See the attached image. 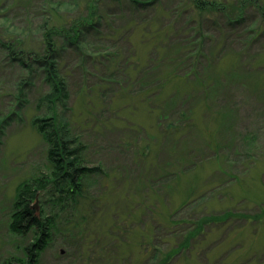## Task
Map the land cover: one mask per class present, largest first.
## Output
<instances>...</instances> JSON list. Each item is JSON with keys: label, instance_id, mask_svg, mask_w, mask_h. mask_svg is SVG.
<instances>
[{"label": "rangeland", "instance_id": "rangeland-1", "mask_svg": "<svg viewBox=\"0 0 264 264\" xmlns=\"http://www.w3.org/2000/svg\"><path fill=\"white\" fill-rule=\"evenodd\" d=\"M176 1L164 0V4L172 7ZM152 11L149 7L139 12L125 4L113 18L117 25L129 20L139 25V13ZM24 12L14 11L23 26ZM160 21L162 17L158 25ZM210 27L211 40L198 38L191 47L195 55L204 49L209 60L199 56L202 62L190 77L172 76L184 74L176 71L175 59L180 55L175 48L170 54L155 52L156 64H149L153 71L145 70L152 44L145 43V34L137 31L112 40H123L118 63L126 65L130 50L135 62L126 72L122 67L114 81L100 80L98 71L111 69L106 58L101 64L90 58L88 49L63 50L59 62L70 93L56 102L51 116L57 115L61 124L69 120L74 134L88 145V165L100 167L101 172L92 174L87 205L76 213L77 228H87L88 238L76 235L69 243L62 234L55 236L39 264H108L107 254H112L115 241L123 261L112 264H127L123 259L127 251L140 259L142 241L151 242L158 253L140 264L161 263V254L162 264H264V41L250 50L238 42L236 33L242 31L233 30L235 37H226L230 30L224 28L220 35L219 26ZM37 30L24 38L42 53ZM192 31L195 35L197 30ZM244 33L248 44L252 35ZM94 45L103 46L102 42ZM1 54L0 264H5L10 256L23 258L22 247L40 236L21 237L9 230L23 183L33 180L30 185H41L44 172L57 170L49 158L52 127L38 123L50 113L47 105L39 103L51 88L42 79L43 70L38 68L40 73L33 76L17 64L4 62ZM26 75L32 83L25 82L18 90L17 78ZM63 188L73 191L75 187L67 182ZM47 197L32 201L37 215L40 210L52 214ZM75 197L79 202L84 199ZM132 208L130 220L135 222L128 225ZM186 220L189 224H178ZM192 222L197 225L191 226ZM183 232L193 235L191 242H181ZM170 251L175 255L168 256Z\"/></svg>", "mask_w": 264, "mask_h": 264}, {"label": "trees", "instance_id": "trees-1", "mask_svg": "<svg viewBox=\"0 0 264 264\" xmlns=\"http://www.w3.org/2000/svg\"><path fill=\"white\" fill-rule=\"evenodd\" d=\"M114 3H116L115 6H113ZM36 4L35 0H0V52L2 53L1 56H4V62L17 64L23 70H28L33 76H37L35 74L40 73L39 70H43L42 79L51 88L49 92L40 97L39 103L47 105L50 113H47L46 116L48 117L44 118V121H38V123L41 122L40 125L42 126L49 124L52 127L50 143L53 145L49 151V158L54 160L57 172L56 174L50 171V173L44 172L45 179L41 185L35 182L30 185L33 180L23 183L11 215L9 230L21 237L30 236L32 233L34 235L40 234V236L34 243L30 242L22 247L23 258L10 256L4 260L5 264H39L41 253L51 244L50 242L54 240L55 236L62 234L71 243L77 236L80 239H87L91 233H87L89 230L85 227L77 228L79 221L76 218V213L81 211V206L87 205L89 197L86 195V191L90 186V178L92 174L100 173L101 169L97 166L90 167L88 165L87 143L81 135L74 134L69 120L61 124L57 115L51 116V112L56 107V102L68 98L70 93L68 78L63 73L59 62L63 50H66L68 46L76 52L80 50L88 52L90 50L92 52L89 53L90 58L93 57L94 61L97 59L101 64L105 62L102 59L106 58L108 67L111 69L98 71L101 74L100 80L114 81L112 78L116 79V73L122 71V67L125 68L124 72H126L135 62H133L134 58L130 50L126 56V65L122 66V62L118 63L119 58L123 57V50L119 47L123 40L114 43L112 40L117 37L121 38L123 35L133 36L135 31L145 34L146 37L143 35L146 39L144 42L152 44L150 60L147 61L148 66L150 63L156 64V59L153 57L155 52L165 50L170 54V51L175 48V53L180 55L175 59L176 71L182 70L184 74H172L174 78H178V76L190 77L191 72L194 74L202 62L198 59L199 56L205 62L209 60V55L205 54L204 49V51L198 50L195 55V50H192L191 47L195 45L194 41L198 38L204 37L211 40L210 36L207 37L211 31L210 26H219V29H222L217 30L220 35L224 28L230 30L226 37H235L233 35L235 30L236 32L242 31V33H236V37L241 38L238 42H242L244 47L246 46L250 50L256 47L259 42L264 41V0H177L172 7H166L164 0H39ZM125 4L130 9L139 12L149 7L153 11L149 14L139 13L141 20L139 25H135L132 20H129L125 25H117L113 17L122 11ZM181 5L183 7H180ZM19 8L25 11L24 23L26 25L24 26L17 21V17L14 15V11ZM72 8V12L75 11L73 14L71 13ZM32 12H35V15L31 17L30 13ZM64 14H69V16L65 17ZM70 14L73 17H70ZM213 14H216L217 17H212ZM161 17L163 21H160L161 24L158 25ZM111 18H113L112 22L110 21ZM32 29H38L37 32L41 35L42 53L31 48L30 41L24 38L27 34H31ZM192 30H197L195 35H193ZM245 30L246 36L252 35L251 42L248 44L244 41L247 40L244 36ZM192 35L194 38L191 37ZM93 40H98V42ZM100 42L103 46L96 48L97 46L95 47L94 44ZM131 44L134 45L133 48L131 45V48L136 50L134 42ZM118 47L119 49H117ZM182 52L183 55L181 56ZM136 66L141 67V69L144 68L141 63H137ZM187 67L189 68L187 69ZM117 68H121V70ZM149 68L151 72L154 69L150 65L145 70ZM184 69L186 70L184 71ZM156 77L158 80L162 78ZM157 79H153V82L156 83ZM31 81L32 79L28 75L18 77L15 87L20 90L26 84L25 82L31 84ZM160 84L162 86V83ZM159 89L157 88V90ZM61 125H64L62 126L63 130ZM67 182L73 183L75 187L73 191L71 189L66 191L63 188ZM44 183L48 185L52 183V185L44 187L42 186ZM75 196L78 198L82 196L84 199L79 202ZM44 197L48 198L46 202L52 206L51 215H46L43 210H40L37 215L31 206L34 199L42 198L43 200ZM134 213L132 208L128 214V225L135 222L130 220ZM84 214L81 215L84 217ZM69 219L70 221H68ZM178 224H189V222L188 220L179 221ZM195 224L192 222L191 226ZM181 237H183L181 242H191L193 239V235L189 233L185 235L184 232ZM117 244L118 242L115 241V246L111 248L112 254H107L108 264L120 263L122 260V257H119L120 252H118L120 245ZM181 244L178 243L179 246ZM128 246L130 247V244L126 245L129 249ZM140 248H142L140 259L136 258L134 252L127 251L124 253L123 259L127 264H140L148 260L149 257L155 258L154 253H158L157 250H153L149 241H142ZM180 249L181 247L178 248V250ZM114 252L117 254L113 255ZM152 253L153 255H150ZM171 253L174 254V251H170L168 256ZM26 257L27 262H25ZM159 257L161 263L159 261L158 263L162 264L165 260L164 258L161 260L162 254Z\"/></svg>", "mask_w": 264, "mask_h": 264}]
</instances>
